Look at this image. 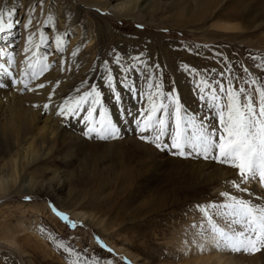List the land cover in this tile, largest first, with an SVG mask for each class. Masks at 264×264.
I'll return each instance as SVG.
<instances>
[{
    "label": "rangeland",
    "instance_id": "1",
    "mask_svg": "<svg viewBox=\"0 0 264 264\" xmlns=\"http://www.w3.org/2000/svg\"><path fill=\"white\" fill-rule=\"evenodd\" d=\"M62 1L70 12L74 10L78 15L76 24L82 26L85 41L78 52H75V48L70 49L75 55L71 56L72 52L69 51L70 58L63 59L60 65L55 61L56 68L60 71L56 81L67 82L64 86L66 92L63 87L60 88V97L58 95V100L50 106L53 109L50 117L57 121L59 132L70 133L77 140L69 144L68 141L65 144L56 141L52 154L45 159L41 157L35 164L36 167L49 170L48 173L41 172L39 176L44 184L50 178L53 179L50 186L55 189L56 198L44 196L38 189H33L32 192L27 188L21 190V186H17L10 196L0 198V264L189 262L191 246L184 252L176 247L189 244L193 246L205 238L193 235L203 233L209 227L200 208H206L209 203H224L225 198L221 193L262 203L264 198L259 194L264 192V186L254 183L253 186H257L259 190L255 195L240 192L234 187L240 181L237 170L204 158H180L170 153L165 154L153 144L142 141L141 134L135 131L134 123L121 122V108L115 104L111 88L105 86L108 72L105 71L103 62L111 61L113 53L128 58L142 54L149 64L158 63L161 66L159 70H145L141 64L134 72L121 73L118 71L120 67L127 65L132 69L139 62L122 59L120 65H107V68L113 70L112 87L117 88L123 96V108H131L136 114L145 102H137L124 90L121 81L129 78V84L135 81L139 88H146L145 76L149 73H153V78L162 82L166 91L174 86L184 111L193 115L204 111L201 97L197 93V81L201 75L215 84L214 77L219 79V73L224 72V80L232 79L235 82L233 86L237 89L241 86L247 89L245 81L251 82L250 91L258 99V93L255 92L256 81L259 79L264 84V0H252L255 9L253 8L254 13L247 20V11H243L238 19H228L224 12H215L209 13L204 21L196 20L192 23L187 21L189 15H186L183 22L177 21V24L169 8L164 12L165 19L157 16L137 23L131 19L116 17L111 10L102 13L78 0ZM170 1L172 0H160L163 4ZM38 3L37 0L33 4L37 7ZM15 9L17 11L14 16L23 21V13L19 7ZM248 20H252L255 26L261 25L253 30H246L244 28L248 25ZM227 22L238 29L225 31L215 28ZM20 25L21 23L14 29L16 41L20 39ZM49 29V25L44 28L45 31ZM71 34L75 36L74 31ZM85 46L92 51L88 50L87 53ZM41 49L48 55L52 54L54 48L47 42ZM66 52L67 50L65 54ZM184 62L193 69H199V74L184 71ZM59 85L60 83L56 85L57 88L54 86V89H58ZM92 85L99 87L102 102L113 121L120 124V138H89L85 122L80 117L56 116L64 98L76 97L79 95L78 90H90ZM128 119L131 120V117ZM172 123L170 119V127ZM144 135L148 136L149 141L152 139L151 133ZM104 145H113V148L105 151ZM45 153L47 150L43 155ZM100 154L102 159L97 163L95 159ZM166 159L172 160L165 163ZM84 163L96 168L97 174H84L80 168ZM194 163L217 166L222 173H226L222 179L208 184L200 180L190 181L185 173L178 178L176 170L183 172V165L192 167ZM157 166H162L165 172L155 174ZM248 187L250 189L251 186ZM156 193L160 197V203L152 202L151 206L140 208L150 194ZM56 212L68 219L61 220ZM80 212L86 213L90 220L86 216L81 218L82 214L74 215ZM110 223L113 225L112 229ZM218 226L224 227L222 223ZM258 247L260 250L254 252L232 251L225 247H221V250H226L229 255L248 256L250 264H264V260L260 258L261 255L264 256V246Z\"/></svg>",
    "mask_w": 264,
    "mask_h": 264
},
{
    "label": "snow or ice",
    "instance_id": "2",
    "mask_svg": "<svg viewBox=\"0 0 264 264\" xmlns=\"http://www.w3.org/2000/svg\"><path fill=\"white\" fill-rule=\"evenodd\" d=\"M38 2L42 7L44 0H38ZM16 11L15 8H0V33L10 31L22 23L19 20L11 21ZM31 23L32 20L29 19L28 23H24V28L28 29ZM41 40H44L43 36ZM27 50L26 48L25 51ZM42 58L47 59V55H43ZM0 59L7 62L6 57H0ZM122 59L136 60L139 63L132 69H129L127 65L120 67L118 71L121 73L134 72L135 68L141 64L145 70L149 68L159 70L161 66L158 63L149 64L142 54L128 58L113 53L111 61L103 62L105 71L108 72L105 86L111 88L114 102L121 108V122L134 123L135 131L141 134L142 141L153 144L157 150L165 154L170 153L180 158H204L237 170L236 174L240 181L235 183L234 187L240 192H250L249 187H241V185L255 183L264 186V84L259 79L256 81L255 88L258 99H255L250 91L251 82L245 81L248 84L247 89L243 86L237 89L233 86L235 82L232 79L224 80V72L219 73V79L214 77L215 84L201 75L197 81V93L201 97L204 111L202 114L193 115L184 111L175 87L166 91L162 87V82L158 78H153V73L145 76L146 88H139L135 81L129 84L127 82L129 78H124L121 81L124 90L137 102H145L136 114L131 108H123L121 103L123 96L117 88L112 87L113 70L107 68L109 63L120 65ZM184 63V71L199 74V69H193L191 65ZM245 71L248 70L245 69ZM9 75L7 70L0 72V76L8 77ZM11 83V80L7 81L8 85ZM22 83L26 90H32L28 87V82L22 81ZM4 87L5 84L0 83V89ZM38 87L42 88L44 85L40 84ZM78 91V96L63 99L56 115L65 118L80 117L85 122L86 135L89 138L101 140L120 138L122 135L120 124L113 121L108 108L102 102L99 87L92 85L90 90ZM51 98L50 95L49 99ZM48 108L49 104L46 103L45 111ZM81 113H83L82 116ZM157 113L161 114L157 116ZM129 117L131 120L128 119ZM170 119L173 121L171 127ZM145 133H151L150 141L148 136L144 135ZM252 194L255 195V193ZM259 195L264 198V192ZM221 196L225 198L224 203H209L206 208H200L209 227L203 233L193 235L200 237L210 234V242L215 243L217 248L225 247L238 252L259 251L258 245L264 246V202L255 203L252 199L245 200L228 193H221ZM53 211L56 210L53 209ZM56 215L61 220L68 219L59 212H56ZM219 223H222L224 227H219Z\"/></svg>",
    "mask_w": 264,
    "mask_h": 264
},
{
    "label": "bare ground",
    "instance_id": "3",
    "mask_svg": "<svg viewBox=\"0 0 264 264\" xmlns=\"http://www.w3.org/2000/svg\"><path fill=\"white\" fill-rule=\"evenodd\" d=\"M34 1L37 0H0V8L12 9L19 7L20 12L23 13L19 41L15 40V27L10 31L6 30L0 33V57L7 58V62L4 59H0V72L7 70L10 73L8 77L0 76V83L5 84V87L0 89V198L10 196L16 191L17 186H21V190L26 188L29 191L38 189L37 191H42L44 196L56 198V191L50 186L53 179L50 178L44 184L39 176L41 172H45L48 169L36 167L35 164L41 157L45 159L52 154L56 141H61V143L68 141L69 144V142L77 140L70 133L59 132L57 121L51 118L53 109L51 110L50 106L58 100L57 97L58 95L60 97L61 93L60 88L63 87L64 89L65 82H67L65 80L64 82L62 80L56 81L60 76V71L57 70L56 64L60 65L63 59L67 60V58H70L69 51L72 48H75V52H78L80 46L84 45L85 38L81 30L82 26L76 24L78 15L75 14L74 10L70 12L64 1L44 0L42 7L39 3L35 7ZM78 1L102 13L111 10L116 17L131 19L137 21V23L145 22L147 19H154L157 16H160L159 19H165L164 12L167 8L172 12V18L175 23L177 21V23L183 22L186 15H189V20H187L189 23L196 20L204 21L209 13L215 12H224L228 19H238L243 11H247L249 12L245 17L247 20L250 19L255 9L252 0H227L226 2L225 0H172L165 4L160 2V0ZM217 16L220 17L221 15ZM29 19L32 20V23L28 29H25L23 25L28 23ZM16 20V16L11 17L12 22ZM251 21H247L248 25L244 29L253 30L261 25L260 23L255 26L254 22L252 23ZM5 22L7 23L8 20L6 19ZM228 23L215 26V28L225 31L238 29ZM48 25L50 29L45 31L44 28L48 27ZM73 31L75 36L71 34ZM42 36L44 37L43 41L41 40ZM29 37H31V40H29ZM57 40H59V45H57ZM47 42L50 43V47L54 48L50 55L45 54L42 49L40 50ZM26 48L28 49L27 51H25ZM58 48L59 50H57ZM85 49L87 53L88 50H91L88 46ZM33 53H36V55H33ZM73 53H71V56ZM43 55H47V59H43ZM55 61H57L56 64ZM33 73H35V76H33ZM8 80L12 81L11 85L7 84ZM22 81L28 82V87L32 90H26ZM59 83L60 85L56 91L54 86L56 87ZM40 84H43L44 87H38ZM50 95L52 97L51 100L49 99ZM46 103L49 104L47 111L44 109ZM112 146L104 145L103 147L106 151V149L110 150V148H113ZM45 150H47V153L43 155ZM101 159L102 155L100 154L95 161L98 163ZM167 160L172 159H166L165 163ZM183 166V172L180 169L176 170L178 178H181L184 175L182 173H185V176L190 181L192 179L200 180L207 184L217 179H222V176L226 173H222L217 166L213 167L209 164L194 163L193 166L191 165L192 167ZM45 167L47 168V166ZM161 167L157 166L155 168V174L165 172V169ZM80 168L84 174H97L96 168L93 169L88 163L82 164ZM52 176L54 177V174ZM90 177H87L88 181H91ZM245 186L248 187V185ZM250 186L249 194H257L259 191L256 188L257 186ZM159 200L158 193L155 195L150 194L149 199L143 202L140 208L148 206L152 202L158 201L160 203ZM74 215H81V218L85 216L88 219L90 218L86 213L81 212ZM109 226L110 229L113 228L112 224ZM204 237L197 244L195 243V246L189 244L184 245L185 247H176L177 250L184 252L191 246L190 255L188 256L189 262L183 264H250L248 256L241 254L229 255L226 250H221V247L217 248L215 243L210 242V234L208 237ZM179 243H182V241L179 240ZM260 258L264 260L263 255Z\"/></svg>",
    "mask_w": 264,
    "mask_h": 264
}]
</instances>
